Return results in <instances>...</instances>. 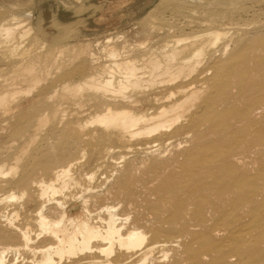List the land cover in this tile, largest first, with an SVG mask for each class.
Returning a JSON list of instances; mask_svg holds the SVG:
<instances>
[{
  "label": "bare ground",
  "instance_id": "bare-ground-1",
  "mask_svg": "<svg viewBox=\"0 0 264 264\" xmlns=\"http://www.w3.org/2000/svg\"><path fill=\"white\" fill-rule=\"evenodd\" d=\"M259 1L161 0L100 64L6 1L0 264H264Z\"/></svg>",
  "mask_w": 264,
  "mask_h": 264
},
{
  "label": "rangeland",
  "instance_id": "rangeland-1",
  "mask_svg": "<svg viewBox=\"0 0 264 264\" xmlns=\"http://www.w3.org/2000/svg\"><path fill=\"white\" fill-rule=\"evenodd\" d=\"M6 1L20 4L27 0H0V8H4ZM160 1L155 0L141 11L143 8L141 5L145 3V0H29L28 3L23 2L21 7L15 5L14 11L31 15L33 25H35L34 31L42 29L50 42L63 29H66L70 34L65 38V42L70 46L91 43L92 49L101 57L100 64L107 60L101 54L104 46L115 45L122 48L124 45L130 46L136 40L144 38L140 20L146 17ZM263 2L264 0L255 3L248 2L246 5V7H253L255 13L258 12L256 20H259L260 24L264 23ZM116 6L118 7L116 8ZM110 7L115 11H112L113 14ZM169 13L168 11L167 15ZM121 166H124L123 163ZM122 169L124 167L118 168L116 173L119 174ZM143 171V169H138L136 175L140 172L138 176H141ZM108 175V173H103L98 178L101 181L105 176H110ZM116 176L115 178H117ZM111 179L114 182V178Z\"/></svg>",
  "mask_w": 264,
  "mask_h": 264
}]
</instances>
